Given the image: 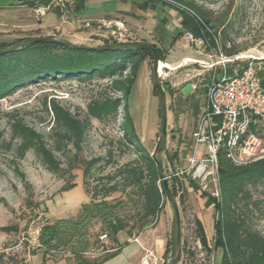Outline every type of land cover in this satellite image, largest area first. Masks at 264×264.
<instances>
[{"label":"rangeland","instance_id":"rangeland-1","mask_svg":"<svg viewBox=\"0 0 264 264\" xmlns=\"http://www.w3.org/2000/svg\"><path fill=\"white\" fill-rule=\"evenodd\" d=\"M29 1L0 0V43L15 44L20 39L54 37L79 47H107L115 42L114 45L143 43L161 49L164 59L160 63L166 66L159 69V76L166 99L167 126L166 139L161 144L158 158L164 176L169 179L173 172L172 164L178 171L188 166L193 146L191 131L206 103V93L202 90L207 89L221 74L219 67L211 70L205 67L219 60L220 54L225 55V46L226 49H234L235 55L253 57L259 71L264 68V0H187L203 9L215 25L213 37L216 48H209L206 43L196 46L186 39V32L175 39L177 30H182L178 15L162 5H157L154 10L141 11L137 5L144 0H120L130 3L128 9L106 12L92 18L76 17L71 0H53L49 8L29 7L25 4ZM115 1L98 0L97 5L103 11L106 8H121V3ZM170 5L177 4L171 2ZM87 7L79 15L91 11L89 5ZM53 10L65 14L60 24ZM243 63L240 61V66ZM151 67L152 58L146 57L140 64L135 84L126 100L121 99L118 89L111 88V79L97 77L84 82L73 79L25 84L0 100V264H26L32 253L38 251V229L45 222H54L48 220V207L55 206L64 190L78 184L89 198L91 192L111 185L107 183V175L114 174L123 164L137 159L134 151L126 150L120 143L123 140L120 129L125 109L132 119L141 147L152 155L158 140L160 118L157 95L150 79ZM192 94L194 100L186 102ZM115 99L122 101L125 108L120 106L114 116L104 120L89 119L79 152L68 146L67 150L55 153L60 162L57 173L47 171L32 150L23 159L17 158V140H12L11 134L15 120L23 121L39 133L46 143H52L49 140L52 114L44 110V102L55 100L72 114L84 119L91 101ZM254 133L264 137V125L256 126ZM199 147L203 148L202 145ZM108 151L112 152V157L111 164L107 166ZM97 158L102 160L94 164L85 177L84 163ZM18 173L25 178L22 179ZM175 177L182 183L181 188L175 186L181 228L178 264H220L221 250L210 255L202 250L195 223L196 220L200 221L212 245L214 210L206 207L205 199L200 197L201 192H210L211 183L203 178L193 179L189 170ZM187 180L194 182L200 193L187 189ZM171 184L172 180L168 183L169 189ZM245 189L249 195L240 200L233 215L242 214L246 217L245 223L264 236V179L247 184ZM129 191L116 192L107 198L111 203L122 201L117 214L125 219L138 209L137 204L130 202L131 195H126ZM67 207L70 214L75 213L76 206ZM55 217L58 215L50 219ZM172 221L173 211L164 195L156 223L146 230L157 228L159 236L170 241ZM99 227L97 224L93 231ZM139 234L135 231L134 236ZM102 242L108 245L106 241ZM169 255L170 252L168 259L164 258V264H168Z\"/></svg>","mask_w":264,"mask_h":264},{"label":"trees","instance_id":"trees-1","mask_svg":"<svg viewBox=\"0 0 264 264\" xmlns=\"http://www.w3.org/2000/svg\"><path fill=\"white\" fill-rule=\"evenodd\" d=\"M71 1L73 12L78 14L84 11L86 3L90 0ZM52 2L53 0H31L25 4L32 8L48 7ZM171 2L177 5L172 6ZM157 5L168 7L178 15L182 30L177 32L175 39L181 38L182 32H188L195 39L206 43L209 48L217 47L216 39L213 37L216 33L215 25L204 10L195 3L187 0H144L137 5V8L141 11L154 10ZM53 12L58 18L62 15L58 10ZM20 41L22 40L18 42ZM13 44L0 43V50ZM151 46L156 49L159 60L163 61L164 54L161 49ZM223 52L225 56L236 54L234 49H226L225 46H223ZM146 57L152 58L149 52L142 50L93 51L88 47L67 48L55 43L26 45L13 53L0 56V100L25 84L73 79L84 82L94 77L111 79V88L118 89L121 99L126 100L135 84L140 64ZM242 66H245V63ZM257 74L264 88V68ZM206 91L207 89L203 88L202 92L206 93ZM193 100L194 94L186 99V102ZM120 106L125 108L119 99L91 101L87 106L86 117L82 119L72 114L69 109L60 106L55 100L44 102V110L52 114L53 120L49 136L51 145L23 121L15 120L11 126V134L12 140H17L16 156L18 159H23L25 154L32 150L45 169L55 174L60 168V162L56 159L55 153L67 150L68 146L79 152L89 119L104 120L114 116ZM196 121L197 118L191 134ZM217 122L218 120L215 119L216 124ZM120 130L123 138L120 143L126 150L134 151L137 159L123 164L114 174L107 175V183L111 185L102 186L91 192L89 203L81 205L75 217L59 219L52 223L45 222L41 226L37 249L45 256L53 259L57 254H69L75 261L101 264L117 255V248L120 246L117 235L120 232L132 237L135 231L139 233L156 223L161 211L162 197L165 195L163 183L154 160L141 147L132 119L126 109ZM107 154L109 159L105 161V165L108 166L111 164L112 152L108 151ZM217 158L220 192L218 199L211 197L208 193H200L194 182L187 180V189L200 193V197L205 199V206L212 207L214 210L212 245L208 242L203 225L198 220L195 221L197 239L207 255L221 250L220 264H264V236L249 227L245 223L246 217L242 214L233 215L240 200L246 199L249 195L245 189L246 185L261 182L264 179V160L237 167L225 157L223 151L218 153ZM101 160L97 158L86 161L83 169L84 176L87 177L92 166ZM171 171L173 172L170 179L167 177L166 180L167 184L172 180L170 191L176 197L175 186L181 188L182 183L174 176L178 170L173 164ZM18 174L22 179L25 178L22 173ZM127 190H130L126 193L131 195L130 202L137 204L138 209L134 215L125 219L117 214V208L122 206V201L111 203L107 198L113 193H125ZM97 224L100 225L99 229L93 231ZM102 234L107 237V246L99 240ZM170 245L171 240L167 241L165 259H168ZM94 252L104 254L92 259L85 257L88 253Z\"/></svg>","mask_w":264,"mask_h":264},{"label":"built area","instance_id":"built-area-1","mask_svg":"<svg viewBox=\"0 0 264 264\" xmlns=\"http://www.w3.org/2000/svg\"><path fill=\"white\" fill-rule=\"evenodd\" d=\"M185 37L196 46L203 44L188 32ZM254 60L220 54L219 60L205 67L207 70L219 67L221 74L207 86L206 103L191 134L193 146L188 166L174 174L183 175L189 170L193 179L208 181L212 186L208 193L215 199L220 196L217 158L220 151L237 167L264 160V137L253 131L264 125V88ZM240 61L245 66H240ZM99 240L107 241L106 235H100ZM142 264H149L148 259L142 260Z\"/></svg>","mask_w":264,"mask_h":264},{"label":"crops","instance_id":"crops-1","mask_svg":"<svg viewBox=\"0 0 264 264\" xmlns=\"http://www.w3.org/2000/svg\"><path fill=\"white\" fill-rule=\"evenodd\" d=\"M97 1L98 0L88 1L85 5V9H88L87 6L89 5V9L91 11L88 10L87 14H82V15H79L81 13L80 12L76 14L77 15L76 17L92 18L95 16L102 15L106 12L108 13L116 12V11L121 12L122 10L125 11V9H128V6L130 5L129 2H122L120 0H116L121 3V8H117V7H113L109 9L106 8V10L103 11L104 9L101 10L98 8L99 4L97 5ZM63 15L65 14L62 13V16L59 17V24L60 21L63 22L64 19ZM88 200L89 198L84 193L82 187L78 184H75L74 188L62 193V196H60L59 199L55 202L54 207L52 206L48 207L49 208L47 213V215H49L48 220L56 221L59 219L74 217L75 215L78 214L81 205L88 203ZM67 206H76L75 213L70 214L69 213L70 209H68ZM55 215L56 216L58 215V217L50 219L52 218V216ZM42 225H40V227ZM146 229L140 232L139 235L137 236L133 235L132 237H128L124 232H120L117 235V240L118 243L120 244V246H118L117 248L118 249L117 255L101 264H142V260L145 259H148L149 264H164L163 260L166 252L167 240L159 236L158 234L159 230L157 228H152L149 230ZM102 254L104 253L103 252L88 253L85 257H87L88 259H92L94 257L101 256ZM25 263L26 264H85L80 261H75L73 258H71L69 254H57L52 259L50 256L47 255L45 256L40 250L32 254V256H30L28 260L25 261Z\"/></svg>","mask_w":264,"mask_h":264},{"label":"water","instance_id":"water-1","mask_svg":"<svg viewBox=\"0 0 264 264\" xmlns=\"http://www.w3.org/2000/svg\"><path fill=\"white\" fill-rule=\"evenodd\" d=\"M52 43L59 44L67 48H76L75 45L62 41L60 39H56L54 37H41V38H36V39L22 40L4 49H1L0 56L13 53L19 48L26 46V45L52 44ZM88 49L93 50V51L142 50V51H147L151 54L152 67H151V72H150V79H151L152 87L155 90L156 95H157V103H158L159 118H160L158 140H157L154 152L152 153L151 157L157 166L159 176L163 183L165 197L173 211L171 245H170V255H169L168 264H178L180 255H181V228H180L179 210H178L177 203L175 201V197L172 195L168 187L167 180H166L167 178L163 174L162 165L158 158L161 144L166 139L167 110H166L165 93H164L163 87L160 82V77L158 75L160 60L157 55L156 49L152 47L151 45L143 44V43L113 45V46H107V47H88Z\"/></svg>","mask_w":264,"mask_h":264},{"label":"bare ground","instance_id":"bare-ground-1","mask_svg":"<svg viewBox=\"0 0 264 264\" xmlns=\"http://www.w3.org/2000/svg\"><path fill=\"white\" fill-rule=\"evenodd\" d=\"M165 64H162V63H160L159 64V69L162 67V66H164ZM166 66V65H165ZM159 69H158V73H159Z\"/></svg>","mask_w":264,"mask_h":264}]
</instances>
